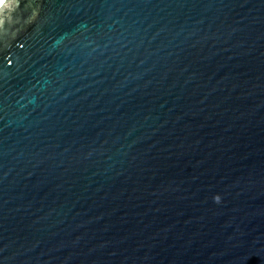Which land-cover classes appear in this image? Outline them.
Instances as JSON below:
<instances>
[{"label":"water","instance_id":"95a60500","mask_svg":"<svg viewBox=\"0 0 264 264\" xmlns=\"http://www.w3.org/2000/svg\"><path fill=\"white\" fill-rule=\"evenodd\" d=\"M0 264H264V0H0Z\"/></svg>","mask_w":264,"mask_h":264},{"label":"clouds","instance_id":"9594fccd","mask_svg":"<svg viewBox=\"0 0 264 264\" xmlns=\"http://www.w3.org/2000/svg\"><path fill=\"white\" fill-rule=\"evenodd\" d=\"M213 199H214V201H215L216 203H220V202H221V197H220V195H216V196H214Z\"/></svg>","mask_w":264,"mask_h":264}]
</instances>
